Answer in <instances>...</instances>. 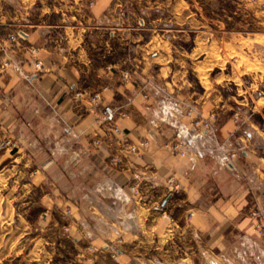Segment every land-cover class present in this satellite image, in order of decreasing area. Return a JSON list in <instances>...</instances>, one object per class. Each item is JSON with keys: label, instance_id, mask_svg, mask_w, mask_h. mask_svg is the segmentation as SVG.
<instances>
[{"label": "crops", "instance_id": "crops-1", "mask_svg": "<svg viewBox=\"0 0 264 264\" xmlns=\"http://www.w3.org/2000/svg\"><path fill=\"white\" fill-rule=\"evenodd\" d=\"M86 1L0 0V142L9 136L23 145L16 152L0 147V191L20 187L27 196L23 204H32L35 187L44 191L54 184L48 172L60 169L57 156L69 155L65 168L90 187L103 186L99 201L106 203L91 205L88 214L74 205V245L81 243L75 236L79 231H104L131 241L138 236L139 243L142 235L148 245L153 238L152 247L167 256L164 264H264V236L251 215L256 206L264 209V148L256 144L264 133L253 126L243 130L231 117L219 118L210 133L194 129L193 117L186 115L194 103H185L184 83L175 79L172 49L165 50L157 35L145 40V27H139L138 19L130 23L124 1L98 0L92 8ZM21 30L28 36L10 41ZM31 45L40 48L43 73L31 62ZM204 61H191L202 84L201 75L210 69ZM123 71L131 73L129 80L123 79ZM79 91L100 92L101 100H77ZM205 94L190 100L207 117L214 104ZM105 105L127 113L116 121L125 137L102 119ZM95 138L101 140L99 146L92 144ZM175 139L185 143L186 156L169 150L167 144ZM142 140L151 142L150 149L123 151L128 156L124 169L108 164L109 155L121 152L125 143ZM230 151L241 154L227 167ZM29 171V178L18 176ZM136 172L142 178L134 195L130 184ZM169 176L182 184L179 192H170ZM44 193L40 201L45 210L35 222L27 211L15 208L17 197L10 196L9 207L0 210V220L18 242L10 238L12 250L0 261L29 264L23 261L29 254L22 246L33 232L66 228L53 215L51 195ZM107 203L119 204L115 215ZM86 216L95 221L87 222Z\"/></svg>", "mask_w": 264, "mask_h": 264}, {"label": "rangeland", "instance_id": "rangeland-1", "mask_svg": "<svg viewBox=\"0 0 264 264\" xmlns=\"http://www.w3.org/2000/svg\"><path fill=\"white\" fill-rule=\"evenodd\" d=\"M91 1H94L92 6L89 4ZM97 1L87 0L86 7L92 8ZM121 1L127 5L130 23L138 19L141 21L139 27H145L144 31H141L145 40L150 39L152 35H157L158 39L164 40V44L167 45L164 47L165 50L172 49L170 53L176 59V61L173 60V69L178 72L175 79L184 83L182 93L187 98L185 103L188 105L189 102L194 103L190 105L191 107L189 106L188 110L193 109L195 116L203 115L199 110L197 111L196 102L190 99L194 100L199 94L206 93L208 102L214 104L209 116L212 113L217 115L215 123L219 118L231 117L238 125L242 126L243 130L249 131L253 126L263 135L264 0ZM186 51L192 52V55L185 54ZM192 60L196 62L205 60L204 63H209V72L199 69L201 73H204L201 75L204 76V84L200 82L197 72L192 69ZM218 98L221 100L217 107L215 103ZM235 115H238L239 119H236ZM204 117L207 118L205 115ZM256 144L259 148H264V140H258ZM22 147L21 143L20 149ZM19 150H15V152ZM232 153L236 155L234 158H231ZM240 154V151H230L226 157V166H232V161ZM57 157L60 169L48 172V178L54 184L45 185L44 191L41 187H35L32 192V204L27 206L23 204L27 196H25V190L20 187L10 190L6 188L0 191V210L5 211L9 207L11 203L8 198L10 196L17 197V200L12 202L13 205L17 210L27 211L28 218L33 222L45 210L40 198L45 194L44 192H47L55 203L52 207L53 215L61 223L66 224V228L62 232L59 230L47 233L33 232L30 238L23 243L25 254H29L24 258L25 260L22 258L23 261H27L29 264H46V260L49 258L52 261L51 264H164L167 256L162 255L161 249L155 250L152 247L153 238L150 239L151 243L148 245L145 243L146 238L142 235H140L139 243L138 236L131 241V238L126 235H119L117 238V235L104 231L91 234L86 230L79 231L78 229L79 232L75 236L80 237L81 243L78 246L74 245L71 240V235L74 233L72 226L77 221L74 217V205L80 206L87 214L91 205L106 207V203L99 201V197L104 196V190L103 186L90 187L83 181L75 179L73 170L65 168L66 164L71 161V156L58 155ZM123 157L125 160L123 164H120L119 167H111L117 171L124 169L128 156L123 155ZM229 161L231 162L230 166L228 165ZM136 174L137 172L134 173L130 189L131 185L135 183ZM30 175L29 171L18 176L26 179L31 177ZM137 193L133 192L134 195ZM107 204L108 212L115 215L119 204ZM60 207L64 209L65 213ZM254 209L264 213V209L260 206H256ZM68 210H71V213ZM85 220L89 222L94 219L86 216ZM104 228L102 226L99 229L104 230ZM41 235L49 238L50 243L47 244ZM11 237L14 242L18 243L10 227L5 226L4 222L0 220L1 258L12 250ZM95 238L98 239L96 243L93 242ZM104 242L106 245L102 247ZM166 255L169 254L166 253ZM173 255L177 259L180 257L175 253ZM6 261L9 264H17V261L9 259L0 261V264H6Z\"/></svg>", "mask_w": 264, "mask_h": 264}, {"label": "built area", "instance_id": "built-area-1", "mask_svg": "<svg viewBox=\"0 0 264 264\" xmlns=\"http://www.w3.org/2000/svg\"><path fill=\"white\" fill-rule=\"evenodd\" d=\"M91 6L94 4V1L89 3ZM28 36L27 31L21 30L16 33H13L9 36L10 41L16 43L19 39H25ZM28 52L31 56V62L34 65L36 72L43 73L44 66L41 60L39 59L40 48L34 45H31L28 48ZM122 77L125 80H129L131 78V73L129 71H123ZM146 96V95H145ZM77 100H80L83 97H88L93 102L98 103L101 100V93L100 92H90V91H79L76 94ZM195 112L193 109L188 110L187 115L189 117H193L191 125L194 129H197L204 133H210L214 130V124L217 119V115L212 113L209 117L205 118L203 115H194ZM127 116V113L122 111L117 107H113L111 105H105L102 107V119L109 123L112 126V130L115 134L121 135L125 137L127 135L125 129L121 128L117 125L116 121L118 118H124ZM236 119H239L238 115H235ZM92 144L94 146H99L101 144V140L95 138L92 140ZM2 148L10 149V150H19L21 147V143L11 137H5L1 143ZM169 150L174 155L186 156L187 155V148L185 143L181 139H175L170 141L167 144ZM151 147V142L149 140H142L139 144H131L127 145L122 148L121 152H114L109 156V165L114 167H119L120 164L125 162L123 157V151L129 154H137L142 151H148ZM236 155L235 153L231 154V158H234ZM231 162L229 161L228 165L230 166ZM142 178L140 173H137L134 177L135 183L131 185V190L136 193L139 190L138 181ZM167 186L169 187L170 192L173 194L175 192H179L182 189V184L178 181L175 176H169L166 180ZM71 213V210H68ZM253 221L255 223V228L257 232L264 236V213L261 210L253 209L251 212Z\"/></svg>", "mask_w": 264, "mask_h": 264}]
</instances>
